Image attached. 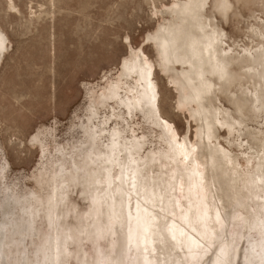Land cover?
<instances>
[{
	"label": "rangeland",
	"instance_id": "obj_1",
	"mask_svg": "<svg viewBox=\"0 0 264 264\" xmlns=\"http://www.w3.org/2000/svg\"><path fill=\"white\" fill-rule=\"evenodd\" d=\"M230 1L225 19L213 12L226 33V44L236 52L243 47L256 49L261 41L258 33H264V1ZM12 2L13 9L8 0H0V29L7 37V47L0 55V264H105L106 258L100 260L103 253L112 256L123 248L122 259L127 260V245L119 227L111 236L98 231L86 236L85 218L94 210L95 201L80 166L83 159L93 156L85 126L98 123L97 119L88 120L90 93H100L118 77L131 49H141L155 65L160 114L180 137L199 144L200 161L207 167V176H212L206 164L208 149L199 143V122L179 106V92L170 82L172 73L159 66L150 39L169 19L166 9L174 0ZM212 3L207 0V11H213ZM255 82L257 88L263 84L262 80ZM253 85L243 79L242 84L232 87V94L217 96L215 104L241 123L232 133L220 125L215 128V141L232 157L233 169L228 164L226 174L211 179L217 186H231L229 191H218L224 210L229 214L239 210L248 217L253 201L245 187L247 180L264 172L260 159L264 155V111H253L243 93ZM100 112L103 116V108ZM133 119L138 122L139 135L145 136L143 154L165 148L159 125L146 121L141 113ZM165 170L156 165L148 169L146 178L154 177L160 183L167 178ZM229 196L240 199L243 205L233 206ZM48 200L49 216L45 210ZM230 231L238 237L233 242L238 256L228 264H264L249 252L250 238L256 236L253 229L245 232L240 224L235 228L230 224ZM56 234L65 253L54 263L46 245L55 241Z\"/></svg>",
	"mask_w": 264,
	"mask_h": 264
},
{
	"label": "bare ground",
	"instance_id": "obj_2",
	"mask_svg": "<svg viewBox=\"0 0 264 264\" xmlns=\"http://www.w3.org/2000/svg\"><path fill=\"white\" fill-rule=\"evenodd\" d=\"M8 1L13 9L12 0ZM206 5L207 0H174L166 9L169 19L150 39L156 47L159 66L172 73L170 82L179 92V106L199 122V143L208 149L206 164L212 176H207V167L200 161L199 144L180 137L172 123L160 114L155 65L141 49H131L118 77L109 81L100 93L92 90L89 96L88 120L97 119L98 123L85 126L93 156L83 159L80 167L91 186L89 191H93L90 197L95 201L96 211L92 210L85 218L84 232L88 237L97 231L102 236H111L119 227L127 245L128 264H228L238 256L233 244L238 237L229 233L230 224L234 228L240 224L245 232L254 230L256 238H250L249 252L264 262V172L247 180L245 186L253 201L250 217L239 210L226 212L218 191H229L231 186L225 184L224 188L211 181L226 174L228 164L233 169L232 157L215 141V128L220 125L232 133L241 123L215 104L218 94H232V87L242 84L243 79L252 85L262 80V86L257 88L259 82H255L256 86L245 88L243 93L253 111H264V33L260 31L261 25L258 30L261 41L256 49L243 47L236 52L232 45L226 44V33L213 15L217 12L225 19L231 1L213 0L210 7L213 11H207ZM6 47L7 37L0 29V55ZM237 109L240 111V107ZM138 113L161 127L164 149H151L143 154L145 136L139 135L138 122L133 119ZM260 159L264 168V155ZM156 165L167 170V178L161 184L154 177L146 178L148 169ZM234 173L232 170L231 174ZM229 198L233 206L243 205L240 199ZM46 205L49 216L50 200ZM57 234L55 241L46 245L54 263L65 253ZM123 249L112 256L103 253L100 260L103 257L105 264H125ZM208 252L210 256L206 257ZM246 260L252 262L248 257Z\"/></svg>",
	"mask_w": 264,
	"mask_h": 264
}]
</instances>
